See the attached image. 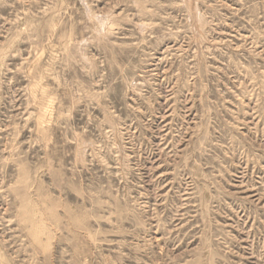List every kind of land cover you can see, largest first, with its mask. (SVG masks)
Wrapping results in <instances>:
<instances>
[{
	"label": "rangeland",
	"instance_id": "374dc122",
	"mask_svg": "<svg viewBox=\"0 0 264 264\" xmlns=\"http://www.w3.org/2000/svg\"><path fill=\"white\" fill-rule=\"evenodd\" d=\"M0 264H264V0H0Z\"/></svg>",
	"mask_w": 264,
	"mask_h": 264
}]
</instances>
